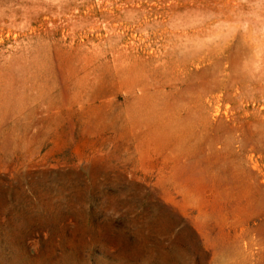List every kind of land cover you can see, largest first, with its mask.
I'll list each match as a JSON object with an SVG mask.
<instances>
[{
    "label": "rangeland",
    "instance_id": "1",
    "mask_svg": "<svg viewBox=\"0 0 264 264\" xmlns=\"http://www.w3.org/2000/svg\"><path fill=\"white\" fill-rule=\"evenodd\" d=\"M0 264H264V0H0Z\"/></svg>",
    "mask_w": 264,
    "mask_h": 264
}]
</instances>
